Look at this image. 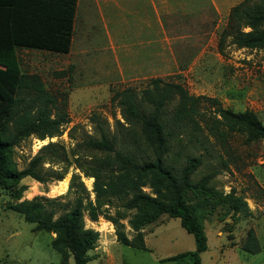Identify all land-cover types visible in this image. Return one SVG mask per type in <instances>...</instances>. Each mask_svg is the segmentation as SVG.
Returning a JSON list of instances; mask_svg holds the SVG:
<instances>
[{"label":"rangeland","instance_id":"rangeland-1","mask_svg":"<svg viewBox=\"0 0 264 264\" xmlns=\"http://www.w3.org/2000/svg\"><path fill=\"white\" fill-rule=\"evenodd\" d=\"M165 1L168 7H177L175 12L186 14L175 15L174 19L173 15H163L157 5L166 27L162 44L172 49L176 46V63H142L160 37L155 14L147 0H118L121 9L109 4L102 11L98 0H78L68 54L17 51L21 72L38 75L56 102L54 112L63 111L70 121L60 137L44 141L31 137L14 147L10 156L17 169H23L48 142L62 146L67 154L86 157L88 154L79 145L88 138L98 137L90 116L95 114L105 120L108 131L115 134V121L122 120L111 97L126 89L139 96L155 78L180 83L194 96L216 98L222 108L232 112L250 110L264 126V50L237 49L230 38L224 40L222 52L218 49L230 8L243 0ZM111 44L116 48L115 55L109 50ZM3 91L13 95L5 88ZM213 110L208 104L202 108L207 114ZM196 137L198 142L192 136L183 137L179 146L172 147L168 158L176 160L179 168L187 157L199 156L202 162L191 175V181L206 179L207 186L217 193L209 200L203 217L207 250L200 255L201 264H264V141L232 133L222 144L206 130ZM129 146L136 145L129 141ZM69 154L66 162L52 168L44 165L45 170L59 171L66 167L62 179H67L65 190L60 189V181L40 184L25 178L19 186H26V190L15 201L10 190L0 187V264H61L60 254L50 247L54 235L33 232L34 226L10 206L35 197L71 204L75 196L68 193L72 174L80 176L93 202V180L84 178L75 169L73 158L77 156ZM143 191L151 193L148 188ZM198 200L192 198L193 202ZM233 205H238L239 210L234 212ZM117 211L127 216L120 223L131 239L135 233L128 219L133 212L124 211L117 202L112 201L96 221L83 215L84 227L98 233L87 264H192L189 257L164 261L195 249L193 236L180 226L178 219L163 215L145 226L141 231L147 250L142 251L117 242L115 227L108 220L116 218ZM249 233L255 242H249ZM257 245L259 252L253 254ZM66 263L73 261L69 257Z\"/></svg>","mask_w":264,"mask_h":264},{"label":"trees","instance_id":"trees-1","mask_svg":"<svg viewBox=\"0 0 264 264\" xmlns=\"http://www.w3.org/2000/svg\"><path fill=\"white\" fill-rule=\"evenodd\" d=\"M77 1L0 0V187L10 190L15 201L26 190V186H19L25 178L40 184L62 181L66 167L56 171L45 170L44 165L52 168L66 162L69 153L57 143L48 142L19 170L10 156L13 148L31 137L39 141L60 137L70 122L63 111L54 112L56 102L39 76L21 72L17 51L68 54ZM226 38L237 49L264 50V0H243L230 8L219 36V52ZM111 102L119 108L122 120L115 121L116 133L111 134L107 122L93 114L89 119L98 137L79 145L88 155L69 154L77 156L73 158L75 169L93 180L94 201L89 200L80 176L72 174L68 193L75 196L71 204L35 197L14 203L10 209L32 224L33 232L54 235L50 247L60 254L61 264H67L69 257L73 264L88 263L98 233L84 227L83 215L96 221L112 201L124 211L133 212L128 219L135 233L131 239L120 223L126 215L117 211L116 218H108L118 243L146 251L141 230L166 215L178 219L193 236L195 249L164 261L189 257L192 264H201L200 255L207 250L203 217L209 200L217 193L207 186L206 179L191 181L202 162L199 156L187 157L178 168L176 160L168 158L171 149L179 146L185 136L198 142L196 136L203 130L222 144L232 133L264 141V126L250 110L232 112L222 108L216 98L191 95L180 83L160 78L151 79L139 96L126 89L115 93ZM205 104L214 107L210 114L202 111ZM129 141L134 142L135 149ZM143 188L151 193H145ZM193 197L199 200L193 202ZM232 210H239L238 205H233ZM249 234V242H255L253 234ZM259 249L257 245L253 254Z\"/></svg>","mask_w":264,"mask_h":264},{"label":"crops","instance_id":"crops-1","mask_svg":"<svg viewBox=\"0 0 264 264\" xmlns=\"http://www.w3.org/2000/svg\"><path fill=\"white\" fill-rule=\"evenodd\" d=\"M148 3L150 4V6L152 7V12L155 14V18H156V23H158V28L157 31L160 34L159 39H157L155 41L154 46H153V50L152 52H148L147 57H146V61H142L143 64H154V63H176L177 62V57L178 55L175 52L176 46L173 47V49L171 48V46H163L162 42L163 39L165 37L164 32L166 31V27L163 25L162 21H161V17L160 16H171L173 15L174 19L177 18L175 15H179V16H186L185 13H178L175 12L174 10L177 8L176 6H167V2L165 0H157L156 4L154 2V0H147ZM99 2V11H102V9L106 10V7H108L109 4H111L115 9H121L122 5L120 2H118V0H98ZM159 5L161 8V13L163 12V15H161V13L159 12L158 6ZM185 12V11H184ZM178 16V17H179ZM113 54L115 55L116 53V48L113 47V45H110ZM150 54V55H149ZM145 60V58H144ZM116 62H118L116 60ZM133 63V62H131ZM148 71V69H146Z\"/></svg>","mask_w":264,"mask_h":264},{"label":"bare ground","instance_id":"bare-ground-1","mask_svg":"<svg viewBox=\"0 0 264 264\" xmlns=\"http://www.w3.org/2000/svg\"><path fill=\"white\" fill-rule=\"evenodd\" d=\"M66 186H67V179H64V180L59 182V187L61 190H65Z\"/></svg>","mask_w":264,"mask_h":264}]
</instances>
